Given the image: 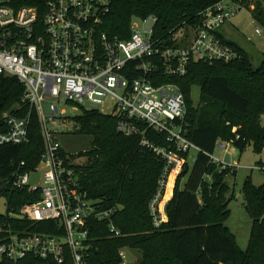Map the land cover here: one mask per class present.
<instances>
[{
  "label": "trees",
  "instance_id": "1",
  "mask_svg": "<svg viewBox=\"0 0 264 264\" xmlns=\"http://www.w3.org/2000/svg\"><path fill=\"white\" fill-rule=\"evenodd\" d=\"M47 1H30L28 5L44 12ZM221 1L109 0L101 31L126 41L131 38L134 19L153 16L157 19L155 38L159 44L175 47L181 44L173 39L174 34L199 25L201 14ZM243 6L264 29V0H243ZM218 35L237 50L238 60L191 62L183 77L156 72L154 85L175 84L184 95L188 139L201 150L193 166L186 164L178 177L173 198L166 206L168 221L159 228L154 226L150 204L158 192L165 161L141 142L145 137L157 147L168 148L167 136L143 125L139 129L143 134L126 136L117 130V117L97 110H82L72 118L77 126L75 134L92 138L91 149L85 154L87 163L75 166L81 187L102 209H117L111 222L120 233L116 237L110 232L109 221H91L93 248L88 251V264H122V249L141 253L135 264H264V184L256 186L251 178L243 184L244 207L252 229L248 247L242 251L226 226L233 198L226 179L236 171L221 169L207 155H214L220 143L232 145L241 153L252 145L257 154L263 153L264 56L255 67L248 51L225 39L221 32ZM194 86L201 89L197 107L191 100ZM23 96L24 88L15 78H0V114L19 104L23 107L22 116H26L30 108L22 102ZM43 151L35 112L28 142L0 147V187L9 184L0 194L7 198V214H0V241H4L8 230L62 234L55 223L34 224L10 216L24 204L39 199L38 194L27 189H13L12 181L21 163H25L24 172L35 169ZM183 157L188 158L189 154ZM0 264L58 263L28 256L18 263L2 259ZM63 264H71L69 254Z\"/></svg>",
  "mask_w": 264,
  "mask_h": 264
},
{
  "label": "built area",
  "instance_id": "2",
  "mask_svg": "<svg viewBox=\"0 0 264 264\" xmlns=\"http://www.w3.org/2000/svg\"><path fill=\"white\" fill-rule=\"evenodd\" d=\"M30 1L36 0H0V78H15L24 88L22 102L30 108L26 116L19 104L0 114V147L27 143L35 112L44 151L35 169L24 172L25 163H21L12 186L38 194L39 199L10 216L34 224L55 223L62 234L8 230L0 241V261L18 263L33 256L63 264L69 254L71 264H88V251L93 248L91 221H109L110 232L119 237L111 222L117 209H102L81 187L75 170L79 165L64 154L61 134L53 128L58 120L70 117L53 103L117 117V130L126 136L143 134L142 125L167 136L168 148L157 147L145 137L141 142L165 161L158 192L150 204L154 226L159 228L164 223L161 206L179 160L182 165L177 176L188 164L189 157L183 155L201 150L188 139L184 95L175 84L154 85L156 72L183 77L191 62L238 60L237 50L218 33L244 9L243 0H223L205 10L199 25L174 34L173 39L181 44L175 47L159 44L153 16L134 19L129 40L107 36L101 26L109 0H48L44 12L28 5ZM256 33L261 34L259 29ZM45 101L51 104L52 116L44 111ZM218 148L227 151L222 143ZM207 155L221 169L231 168L215 154ZM31 174H36L40 184L30 183ZM119 256L122 264H132L126 249Z\"/></svg>",
  "mask_w": 264,
  "mask_h": 264
},
{
  "label": "rangeland",
  "instance_id": "3",
  "mask_svg": "<svg viewBox=\"0 0 264 264\" xmlns=\"http://www.w3.org/2000/svg\"><path fill=\"white\" fill-rule=\"evenodd\" d=\"M139 24H141V22ZM257 29L260 30L261 34L256 33ZM224 34L226 36L225 39L236 43L248 51L251 56L252 64L255 67L259 66L264 56V29L255 22L250 11L245 8L239 10L237 14L226 23ZM185 41L186 40L183 41V44ZM200 97L201 89L199 86H194L191 90V100L195 107L198 106ZM53 104L60 106L61 110H66V117H70L65 121L58 120L56 126H53L54 130L61 134V143L66 154L70 156L76 164L85 165L88 161V157H86L85 154L91 149L92 138L75 134L77 126L72 120L74 116L80 115L81 111L75 109L72 105L62 107V103L54 102ZM50 105L48 101L43 103V108L47 116H52ZM84 106L86 108H93L90 104H84ZM224 146H228L227 151L217 148L215 156L236 171L235 175L230 174L226 179L233 193L232 201L229 204L231 213L226 222V226L235 236L239 249L245 251L250 240L252 220L244 207L242 188L244 182L248 178H251L253 184L256 186L264 184V151L262 154H257L254 147L249 145L247 149L241 153L232 145L226 144ZM196 155L197 153L195 151L189 153L188 164L190 167L193 166ZM258 167H261L262 170H257L256 168ZM175 174L177 175V172ZM178 177L179 176H177L176 179L174 178V186H176ZM35 178L36 174H31L29 179L30 183L32 185L40 184ZM172 193L174 194V190ZM232 193L229 197H232ZM0 214H7V198L5 195L0 196ZM126 253L127 260L132 264H135L141 258V253L137 250L127 249Z\"/></svg>",
  "mask_w": 264,
  "mask_h": 264
},
{
  "label": "crops",
  "instance_id": "4",
  "mask_svg": "<svg viewBox=\"0 0 264 264\" xmlns=\"http://www.w3.org/2000/svg\"><path fill=\"white\" fill-rule=\"evenodd\" d=\"M224 28H225V26H223V27L221 28V30H220V32H221L222 34H224ZM224 37H226L225 34H224ZM227 149H228V146H227ZM172 198H173V193L171 194V196L169 197V199H167V200H165V201L163 202V204H162V206H161V215H162V217L164 218V223H166V222L168 221V217H167V214H166V206H167V204L172 200Z\"/></svg>",
  "mask_w": 264,
  "mask_h": 264
},
{
  "label": "bare ground",
  "instance_id": "5",
  "mask_svg": "<svg viewBox=\"0 0 264 264\" xmlns=\"http://www.w3.org/2000/svg\"><path fill=\"white\" fill-rule=\"evenodd\" d=\"M180 166H181V162H180V160H179L178 166H177L176 170L173 172V174H172V176H171V178H170V180H169L168 191H167V194H166V196H165L164 201L167 200V199H169V197L171 196L172 185H173L174 178H175V176H176L175 173H176V172H177V174L179 173V168H180Z\"/></svg>",
  "mask_w": 264,
  "mask_h": 264
},
{
  "label": "water",
  "instance_id": "6",
  "mask_svg": "<svg viewBox=\"0 0 264 264\" xmlns=\"http://www.w3.org/2000/svg\"><path fill=\"white\" fill-rule=\"evenodd\" d=\"M8 186H9L8 183H6V184H4L3 186H1V187H0V194L3 193L5 190H7Z\"/></svg>",
  "mask_w": 264,
  "mask_h": 264
}]
</instances>
